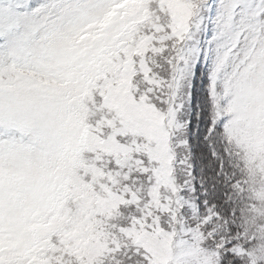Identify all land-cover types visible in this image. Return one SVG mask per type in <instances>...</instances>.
Masks as SVG:
<instances>
[{"label":"snow or ice","instance_id":"1","mask_svg":"<svg viewBox=\"0 0 264 264\" xmlns=\"http://www.w3.org/2000/svg\"><path fill=\"white\" fill-rule=\"evenodd\" d=\"M0 264H264V0H0Z\"/></svg>","mask_w":264,"mask_h":264}]
</instances>
